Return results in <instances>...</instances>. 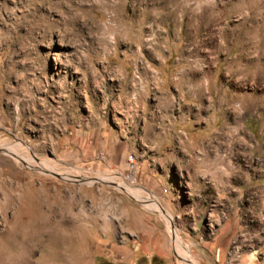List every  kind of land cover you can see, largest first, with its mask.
<instances>
[{
	"label": "rangeland",
	"instance_id": "obj_1",
	"mask_svg": "<svg viewBox=\"0 0 264 264\" xmlns=\"http://www.w3.org/2000/svg\"><path fill=\"white\" fill-rule=\"evenodd\" d=\"M0 150V264H264V0H0Z\"/></svg>",
	"mask_w": 264,
	"mask_h": 264
},
{
	"label": "bare ground",
	"instance_id": "obj_2",
	"mask_svg": "<svg viewBox=\"0 0 264 264\" xmlns=\"http://www.w3.org/2000/svg\"><path fill=\"white\" fill-rule=\"evenodd\" d=\"M10 148V147H9ZM11 150V149H10ZM0 151H2V150H0ZM65 179V178H64ZM109 181V180H108ZM112 183V182H111ZM108 184V183H107ZM168 219H170V217L169 216H166ZM168 226H169V224H168ZM168 231L170 232V234H174L175 235V231L173 232L171 229H170V226L168 227ZM172 239H173V237H172ZM177 240H178V243H175L174 242V245H175V248H176V250H177V252H178V254H180L181 256H182V258H184V259H186V260H188L189 258H190V256H189V249H187L185 246H184V244H183V242L181 241V239L177 236V238H176Z\"/></svg>",
	"mask_w": 264,
	"mask_h": 264
},
{
	"label": "water",
	"instance_id": "obj_3",
	"mask_svg": "<svg viewBox=\"0 0 264 264\" xmlns=\"http://www.w3.org/2000/svg\"><path fill=\"white\" fill-rule=\"evenodd\" d=\"M50 175L54 176L55 178L57 179H61L60 176L56 175V174H53V173H49ZM93 182H97V183H101V184H106V182L102 181V180H99V179H93Z\"/></svg>",
	"mask_w": 264,
	"mask_h": 264
}]
</instances>
